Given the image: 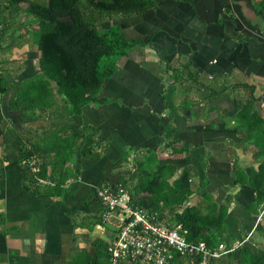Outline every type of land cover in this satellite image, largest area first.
Masks as SVG:
<instances>
[{
	"label": "trees",
	"instance_id": "16d2710c",
	"mask_svg": "<svg viewBox=\"0 0 264 264\" xmlns=\"http://www.w3.org/2000/svg\"><path fill=\"white\" fill-rule=\"evenodd\" d=\"M22 2L27 5L22 7ZM157 5V0H50L49 3L48 0H0V43L9 29L10 16L22 11L37 19L32 26L21 27L19 36L32 35L34 67L38 66L39 71L18 80L9 68L0 69V103L11 85H17L9 107L20 109L24 115L19 118V126L10 122L2 130V147L8 149L12 142L17 143L15 158L26 192L60 197L64 201L77 192L81 184L82 158L89 157L97 147L102 153L106 150V145L96 137V128L84 123L82 108L88 103L111 101V98L98 96L102 84L115 73L121 58L128 57L131 49L145 45L142 39L127 37L121 25L112 21L118 16L144 13ZM252 8L258 16H264V0H255ZM106 20L111 21L108 26L100 25ZM13 46L16 44L11 41L7 47ZM160 60L167 81L163 102L170 118L178 110H190L199 103L205 104L208 111L215 110L214 100L227 93L235 101L236 110L231 119L240 136V141L235 143L252 145L253 156L259 163L248 175L231 156L234 183L255 189V200L245 207V214L260 213L264 209V105L261 111L254 110L253 105L255 101H264V93L256 96L255 84L246 80L231 81L226 79V74L220 78L217 74L199 71L190 55L179 56L175 62ZM178 88H182L179 95ZM56 94L66 103L58 104ZM161 130L165 146H171L170 153L161 155L148 148L143 157L133 156V171L119 174L116 183L125 186L133 202L148 213L185 229L187 240L204 241L210 249L221 241L230 246L232 242L226 237L224 218L237 192L227 194L219 203L212 192H203L193 201L191 196L206 184V175L195 179L198 170L192 164H185L175 176L177 163L170 159L185 158L190 146L173 133L169 122L161 124ZM175 142L181 144L175 146ZM130 149L124 151L117 166L124 168L122 163L129 161ZM208 154L203 148L199 155L204 170L208 166ZM4 159L5 154H2L0 173ZM93 191L94 188L84 201L98 215L95 222L100 223V206ZM66 211L70 214V210ZM5 225V213L0 212V233L5 236L16 228ZM107 247L108 239L95 237L90 249L75 246L71 259L64 264H107ZM223 255L226 264H264V245L240 243ZM192 258V264H198L201 255L194 254ZM214 259L217 258H212L211 264ZM175 260L190 264L185 256Z\"/></svg>",
	"mask_w": 264,
	"mask_h": 264
},
{
	"label": "crops",
	"instance_id": "0c3cea01",
	"mask_svg": "<svg viewBox=\"0 0 264 264\" xmlns=\"http://www.w3.org/2000/svg\"><path fill=\"white\" fill-rule=\"evenodd\" d=\"M157 2V7L144 13L118 16L112 21L121 25L127 37L142 39L145 45L131 49L128 57L121 58L115 73L102 84L98 96L111 98V101L83 106L84 123L96 128V137L106 145V150L102 153L97 147L89 157L82 158L80 187L65 201L60 197L36 195L24 190L23 174L15 158L17 143L12 142L8 149L2 147V130L10 122L19 126V118L24 117L20 109L9 107L17 85L12 84L2 96L0 158L5 154V159L0 173V212L5 213V226L14 225L16 228L5 236L0 233V264H64L71 259L75 246L90 249L95 237L108 239V228L107 235L94 228L95 224H101L94 221L95 214L84 199L97 185L116 182L124 169L119 167L114 174L112 170L126 149L131 148L134 156L139 157H143L148 148L161 155L170 153L171 146H165L166 139L161 130V124L168 122L173 133L190 146L185 158L170 159L177 163L175 176L181 173L185 164H192L198 170L195 179L203 175L207 178L203 188L194 192L191 199L196 201L201 193L212 192L219 203L227 194L237 192L224 218L226 237L232 244L249 242L254 246L264 245V209L260 213L252 211L245 214V207L255 200V189L247 184L239 186L234 183L231 156L248 175L259 163L253 156L252 145L235 143L240 141L231 119L236 110L235 101L227 93L214 100L215 110L208 111L205 104L199 103L192 105L190 110H178L170 118L163 102L167 81L160 60L175 62L179 56L190 55L199 71L217 74L220 78L226 74V79L231 81L246 80L255 84V95L262 96L264 37L261 35L264 34V16L254 12L253 3H245L239 13L246 21L239 26L235 21L236 6L240 8L237 3L241 0ZM226 11L233 16L227 15ZM104 22L99 24L108 26L111 23L110 20ZM233 29L247 35V42L241 45L236 39L238 33ZM30 42L24 44L28 60L23 61L22 68L16 73L18 80L39 71L38 66L34 67L32 35ZM181 91L182 88H178L177 94ZM55 97L58 104L66 103L57 94ZM176 98L179 99L178 96ZM263 103L262 99L255 101L253 109L261 111ZM180 144L174 143L175 146ZM203 148L209 152L205 170L199 162ZM99 225L97 227L105 230Z\"/></svg>",
	"mask_w": 264,
	"mask_h": 264
},
{
	"label": "built area",
	"instance_id": "2783aa9c",
	"mask_svg": "<svg viewBox=\"0 0 264 264\" xmlns=\"http://www.w3.org/2000/svg\"><path fill=\"white\" fill-rule=\"evenodd\" d=\"M93 195L100 206L102 227L109 220L116 224L109 230L107 264H180L175 260L179 256H185L192 264L194 254L201 255L198 264H211L212 258L240 244L227 246L221 241L210 249L204 241L187 240L185 229L148 213L133 202L125 186L116 182L97 185Z\"/></svg>",
	"mask_w": 264,
	"mask_h": 264
},
{
	"label": "rangeland",
	"instance_id": "374dc122",
	"mask_svg": "<svg viewBox=\"0 0 264 264\" xmlns=\"http://www.w3.org/2000/svg\"><path fill=\"white\" fill-rule=\"evenodd\" d=\"M255 0H241V3H237L240 5V8L238 7V5L236 6V10H237V19L235 20L239 26H243L246 19L242 18V15H240V11H243L244 9V4L246 3L248 4H252L254 3ZM27 5V2H22L21 6L24 7ZM227 15H231L233 16L231 13L226 11ZM8 30L5 33L4 39L3 41L0 43V69L1 68H9L10 71H12L13 73H17L23 66V61L24 60H28V52L27 50L24 48V44L26 43H30L31 40V35H26V36H19V30L21 29V27L23 26H32L33 24L36 23L37 19L32 16V15H26L24 12L20 11L17 14H14L12 16H10L8 19ZM3 23V22H1ZM105 23V22H104ZM235 32L238 33V37H236V39H238L239 43L241 45H243V43H246V39L248 38L247 35H245L244 33L238 31L237 29H233ZM262 34V33H261ZM260 34V35H261ZM261 36L264 37V34H262ZM33 40V39H32ZM13 41L14 44H16V46L13 47H7L9 42ZM55 88V85H53ZM59 98V97H58ZM61 100V99H60ZM63 100H61L62 103ZM65 102V100H64ZM134 156V153L132 151L129 152V161L128 162H123V166H124V173H129L132 172V158ZM136 156V155H135ZM137 157H139V155H137ZM120 166H115V169L112 170V173H117V170ZM121 168V167H120ZM119 168V169H120ZM122 174V172L120 173ZM95 214V212H94ZM97 214L94 215V218L97 217ZM93 216V215H92ZM98 218V217H97ZM96 219H94L95 221ZM98 222V221H96ZM95 223V222H94ZM97 225L99 224H95L94 228H97V230L104 235L108 234V231L106 230V228H108V230L116 228V224H114V222H112V220L106 221L104 223V229L105 230H101L100 227H97ZM101 226V225H99ZM102 227V226H101ZM225 255H223L220 258L214 259L212 264H226L225 263Z\"/></svg>",
	"mask_w": 264,
	"mask_h": 264
},
{
	"label": "water",
	"instance_id": "95a60500",
	"mask_svg": "<svg viewBox=\"0 0 264 264\" xmlns=\"http://www.w3.org/2000/svg\"><path fill=\"white\" fill-rule=\"evenodd\" d=\"M50 0H48V3H49Z\"/></svg>",
	"mask_w": 264,
	"mask_h": 264
}]
</instances>
